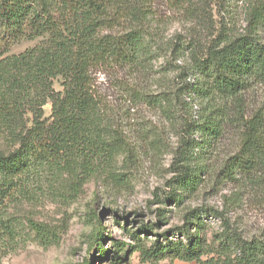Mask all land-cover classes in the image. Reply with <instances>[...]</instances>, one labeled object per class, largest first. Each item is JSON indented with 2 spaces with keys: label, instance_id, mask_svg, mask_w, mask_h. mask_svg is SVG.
Segmentation results:
<instances>
[{
  "label": "trees",
  "instance_id": "trees-1",
  "mask_svg": "<svg viewBox=\"0 0 264 264\" xmlns=\"http://www.w3.org/2000/svg\"><path fill=\"white\" fill-rule=\"evenodd\" d=\"M153 1L0 0V124L13 136L16 146L7 154L0 152V264L3 249L16 236L4 205L25 191L39 177V170L52 169L56 176L67 174L82 186L111 175L116 158H128L132 153L124 132L114 126L93 91L94 70L118 67L130 68L133 74L136 70L145 72L154 60L166 59L169 66L167 57L171 54L175 61L186 59L190 67L192 64L208 78V88L200 89L206 95L236 96L251 81L264 82V42L260 36L264 31V0L246 1V34L220 31L205 48L198 43L199 38L185 43L178 35L168 37L166 24L153 11ZM237 1L242 0L165 3L182 24L197 33L210 26L213 8ZM23 41L37 43L10 54V49ZM182 89L176 91L181 93ZM178 93L171 98L164 93L157 97L132 91L130 96L132 101L156 106L172 116ZM46 105L50 106L48 117L43 110ZM202 129L206 136L219 134L214 118ZM217 176L229 181L262 176L259 181L264 182V134L259 119L254 117L242 126L237 152L224 161ZM197 180L196 175L183 171L176 183L194 191ZM196 213L185 215L184 226L175 231V241L162 234L148 241V246L136 233L132 235L134 246L115 242L112 255L103 249L106 238L98 225L91 233L90 250L109 264L126 262L132 250L147 264L167 260L171 264H264L263 241L245 239L230 229L208 238L206 225ZM33 232L44 247L58 243L44 226H34Z\"/></svg>",
  "mask_w": 264,
  "mask_h": 264
},
{
  "label": "rangeland",
  "instance_id": "rangeland-1",
  "mask_svg": "<svg viewBox=\"0 0 264 264\" xmlns=\"http://www.w3.org/2000/svg\"><path fill=\"white\" fill-rule=\"evenodd\" d=\"M247 0L213 8L209 27L197 33L180 22L165 0H154L153 11L166 24L167 36L178 35L185 43L198 39L205 48L220 31L243 35L247 30ZM193 27V26H192ZM264 42V31L260 33ZM37 42L23 41L10 49L18 54ZM154 60L146 71L130 68H100L92 72L94 93L104 104L114 126L124 132L131 155H120L112 174L93 179L82 186L67 174L55 175L41 169L20 195L4 205L16 236L4 248L1 264H109L90 250V237L100 225L106 238L103 249L114 253L115 242L134 246L133 234L155 240L166 234L177 239V228L184 217L196 210L205 223L207 237L222 235L228 229L245 239L264 242V182L223 180L217 176L224 161L237 152L242 126L256 117L264 134V82L251 81L236 96L206 95L210 83L184 58L175 61ZM169 70V72H168ZM185 75H187L185 77ZM56 90L59 86L55 85ZM184 88V89H182ZM188 88V90H187ZM182 89L181 93L176 90ZM175 98V113L170 116L156 106L132 101L131 92ZM182 97V98H181ZM175 101V100H174ZM50 114V106L44 107ZM209 118L218 126V136H206L202 127ZM15 140L0 124V152L9 153ZM183 171L196 175L194 191L177 185ZM65 173V172H64ZM259 181V182H258ZM41 225L54 233L55 245L44 247L34 237V226ZM161 240V239H160ZM125 251H129L127 247ZM122 264H147L138 252L130 251ZM160 264H171L168 260ZM173 264H188L174 261Z\"/></svg>",
  "mask_w": 264,
  "mask_h": 264
}]
</instances>
